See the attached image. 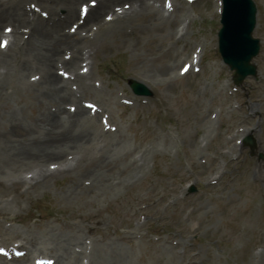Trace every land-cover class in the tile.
Listing matches in <instances>:
<instances>
[{
    "label": "rangeland",
    "instance_id": "1",
    "mask_svg": "<svg viewBox=\"0 0 264 264\" xmlns=\"http://www.w3.org/2000/svg\"><path fill=\"white\" fill-rule=\"evenodd\" d=\"M172 1L181 8L185 41L164 38L167 26H140L136 46L133 32L108 36L89 59L93 81L118 96L110 117L122 126L131 154L157 145L144 172L99 199L63 196L69 181L58 176L31 193L6 224L34 232L47 224L63 232L80 225L100 240L130 234L131 244L118 241L134 248L135 264H264V0H253L257 74L240 85L218 51L220 0ZM175 60L185 66L168 81L147 89L135 78V70L157 71ZM131 80L149 94L135 95ZM10 101L22 106L25 120L38 111L18 96ZM247 137L253 149L244 144ZM228 146H234L230 156ZM95 219L103 222L92 231Z\"/></svg>",
    "mask_w": 264,
    "mask_h": 264
},
{
    "label": "bare ground",
    "instance_id": "2",
    "mask_svg": "<svg viewBox=\"0 0 264 264\" xmlns=\"http://www.w3.org/2000/svg\"><path fill=\"white\" fill-rule=\"evenodd\" d=\"M180 10L172 0H0V264H135L134 248L118 241L131 244L130 234L100 240L80 225L63 232L47 224L34 232L6 222L58 176L69 181L63 196L99 199L144 172L157 145L131 154L122 126L110 117L118 96L93 81L89 59L108 36L133 32L136 46L140 26H167L164 38L185 41ZM184 66L175 60L157 71L133 70L148 89ZM17 96L38 110L29 120L22 106L11 105ZM233 149L228 146L226 156ZM102 222L95 219L89 228Z\"/></svg>",
    "mask_w": 264,
    "mask_h": 264
},
{
    "label": "water",
    "instance_id": "3",
    "mask_svg": "<svg viewBox=\"0 0 264 264\" xmlns=\"http://www.w3.org/2000/svg\"><path fill=\"white\" fill-rule=\"evenodd\" d=\"M221 24L218 32L219 51L224 63L234 70V82L240 84L249 75H256L257 68L251 61L260 50V40L253 37L257 24V7L253 0H222ZM133 91L148 95L149 91L131 81ZM246 144L254 148L252 138Z\"/></svg>",
    "mask_w": 264,
    "mask_h": 264
},
{
    "label": "snow or ice",
    "instance_id": "4",
    "mask_svg": "<svg viewBox=\"0 0 264 264\" xmlns=\"http://www.w3.org/2000/svg\"><path fill=\"white\" fill-rule=\"evenodd\" d=\"M8 31H11V29H8ZM0 46H2V45H0Z\"/></svg>",
    "mask_w": 264,
    "mask_h": 264
}]
</instances>
